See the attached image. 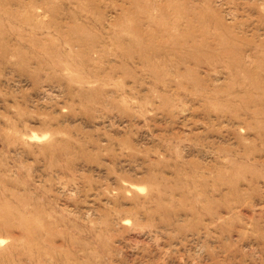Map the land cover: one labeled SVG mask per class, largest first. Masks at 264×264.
Listing matches in <instances>:
<instances>
[{
	"label": "rangeland",
	"instance_id": "obj_1",
	"mask_svg": "<svg viewBox=\"0 0 264 264\" xmlns=\"http://www.w3.org/2000/svg\"><path fill=\"white\" fill-rule=\"evenodd\" d=\"M0 264H264V0H0Z\"/></svg>",
	"mask_w": 264,
	"mask_h": 264
}]
</instances>
